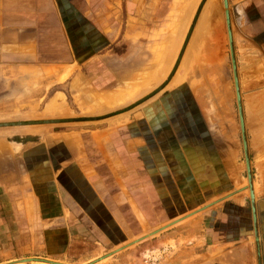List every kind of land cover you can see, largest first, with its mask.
I'll use <instances>...</instances> for the list:
<instances>
[{
  "label": "rangeland",
  "instance_id": "rangeland-1",
  "mask_svg": "<svg viewBox=\"0 0 264 264\" xmlns=\"http://www.w3.org/2000/svg\"><path fill=\"white\" fill-rule=\"evenodd\" d=\"M109 1L112 6L103 7L107 0H93L94 11L87 17L70 11L68 0L62 4L67 42L62 62L23 74H0V125H7L0 127V136L8 154L0 159L10 164L15 176L8 177L10 184H0L8 186L13 198V206L6 205L12 213L5 221L12 236L0 241V264L171 262L179 249L174 244L166 247L164 236L173 225L168 220L153 225L138 206L132 211L128 203L132 189L150 203L145 187L155 182L183 219L217 200L250 198L256 183L264 180V37L251 39L253 44H235L230 8L221 0L218 18L222 14L227 33L221 58L199 59L209 56L212 48L204 44L208 30L197 28L204 4L179 41L180 0L168 4L158 0L154 6L145 0V30L134 28L135 14L126 0ZM172 49L176 55L172 68L158 86L163 79L153 82V78ZM241 50L250 53L249 59L258 58L256 70L250 61L239 59L244 56L239 55ZM70 67H74L71 73H65ZM16 136L41 140L16 154V144L7 141ZM124 147L142 159V177L148 181L144 186L138 181L131 189L124 171L114 174L124 184L122 190L116 187L113 171L137 166L135 160L125 162L120 152ZM65 158L88 177L100 171V184L112 181L106 185L116 187L110 189L112 195L131 194L121 206L127 241L103 232L80 204L56 199L59 190L55 195L45 189L56 197L50 198L51 204L38 196V187L44 185L39 168L52 161L64 163ZM56 200L62 204L54 205ZM145 209L149 218L155 216L152 208ZM27 259L34 261L24 263Z\"/></svg>",
  "mask_w": 264,
  "mask_h": 264
},
{
  "label": "crops",
  "instance_id": "crops-1",
  "mask_svg": "<svg viewBox=\"0 0 264 264\" xmlns=\"http://www.w3.org/2000/svg\"><path fill=\"white\" fill-rule=\"evenodd\" d=\"M68 1L70 11L75 13L82 12L87 17L94 11L93 0ZM157 1L150 0V5H157ZM210 1L180 0L183 21L176 25V28L187 26L188 29L200 5L204 4L197 26L201 18L204 19L207 10L209 15L207 14L200 29L203 27V30H208V37L205 38L204 44L211 45L212 48L210 52L208 51L209 56L199 57V59L219 61L222 44L225 43L224 35L227 33L222 24V14L218 18L220 16L218 14L222 13L219 12L222 6L221 0H213L211 6H208ZM65 2L67 0H0V74H13L15 71L23 74L25 70L28 72L31 69L42 70L47 66H56L63 61V48L67 52V42L63 35L65 24L62 18V13L66 11L62 6ZM165 3L168 4V0H165ZM227 3L230 8L229 28L235 44L239 46L253 44L254 41L251 39L264 37V0H227ZM126 5L133 7L130 10L135 14L131 18L134 28L145 30L147 27L142 15L145 13L143 7L146 1L126 0ZM107 6H112L109 0L107 4L103 2V7ZM147 26L151 28L152 25ZM262 42L259 43L263 44ZM245 51L241 50L239 55L244 56H239V59L250 61L253 66L251 69L256 70L258 58L249 59L250 53ZM73 68L70 67L65 73H71L70 69ZM6 152L5 139L0 136V158L5 154L7 156ZM120 152L125 155V162L130 164L129 160H135L137 166L135 169L132 166L131 170L127 167V170L123 168L124 170L118 173L113 171V175L115 173L118 174L117 176L122 175L124 171L128 173L126 176L130 177L131 189L135 188L131 184H140L138 181L143 183L140 185L147 184L145 183L148 182L146 177H142L143 172L139 161L142 159L134 156V152L126 150V147ZM63 160L64 163L59 162L60 160L52 161L50 164L46 163L43 168H39L38 178L39 181H43L41 184L44 185L38 187L40 188L38 196L51 204L50 198L56 197L47 193L45 189L53 190L50 192L54 194L56 190H59L56 199L80 204L87 213L86 215L98 222L103 232L116 233L127 241L129 238L126 229L128 225L124 216L125 210L123 211L121 206L131 194L127 191H119L118 194L112 195L113 192L110 190L116 187L122 190L124 184L114 175L118 181L114 182L116 187L106 185L113 184L112 181L103 182L101 185L99 176L102 173L100 171H94L96 174L88 177L76 163L67 161V158ZM8 177L14 178V171L10 169L7 161L3 162L0 159V184H10L11 179ZM151 180L153 181L152 177ZM260 183L255 185L254 199L240 195L231 196L217 200L216 203L210 205L211 207H204L198 214L194 213L183 219L180 218L184 215L173 210L164 200L155 182H152L153 187H150V184L145 187L150 203H147L143 196H139L133 189V199L130 200V198L128 203L132 211L138 206L142 217L153 225H158L162 220H168V223L173 225L171 233L164 236V242L166 247L170 248L174 244L179 250L171 262L166 260L167 262L156 264H264V180ZM236 185L239 186L238 182ZM97 189H101V193ZM12 199L8 186L0 185L1 242L12 236L8 230V223L5 222L8 220V213H12L6 208L7 204L13 206ZM62 201L57 202L56 200L54 205L60 206ZM154 202L156 203L155 208H153ZM146 206L154 210L155 216H151L153 218L148 217ZM185 241L188 242V246L181 244Z\"/></svg>",
  "mask_w": 264,
  "mask_h": 264
},
{
  "label": "bare ground",
  "instance_id": "bare-ground-1",
  "mask_svg": "<svg viewBox=\"0 0 264 264\" xmlns=\"http://www.w3.org/2000/svg\"><path fill=\"white\" fill-rule=\"evenodd\" d=\"M213 2V0H211V3ZM211 3H209V4H207L208 6L211 4ZM211 6V5H210ZM193 8H194V6H193ZM211 8V7H210ZM192 12V11H191ZM214 12V11H213ZM207 14L209 15V13H207V10H206V13H205V17H204V19L203 18H201V21H200V23H199V25H198V27L197 28H199V30H200V27L202 26V24H203V22H204V20H205V18H206V16H207ZM189 15V14H188ZM187 15V16H188ZM186 16V15H185ZM184 17V16H183ZM191 18V17H190ZM189 18V19H190ZM181 21H183V19L181 20ZM209 23V22H208ZM187 24V23H186ZM182 25V24H181ZM185 25V24H184ZM188 25V24H187ZM186 29H187V26H186V28H184L183 26H179V28H178V30L179 31H177L179 34H181V35H177L178 36V38H179V41L181 40V38H182V36H184V34L186 33L185 31H186ZM203 31H205V30H203ZM197 33V32H196ZM180 36H181V38H180ZM197 37V36H196ZM195 38V37H194ZM183 39H185V38H183ZM182 39V40H183ZM174 41V40H173ZM198 41V40H197ZM175 42H176V40H175ZM179 43V42H178ZM178 43H175L174 44V46L173 47H177V45H178ZM194 44H196V43H194ZM173 45V44H172ZM176 45V46H175ZM197 45V44H196ZM170 48V47H169ZM171 49V48H170ZM174 49H176V48H174ZM174 49H172V51H170L169 53H168V57L167 56H165L164 57V60H163V64H162V66H161V68H160V71L156 74V76H154V78H153V82H160V80L159 79H163V77L165 76V75H167L168 74V72H169V70L172 68L171 67V65L173 64V59H174V57L176 56L175 55V52L173 51ZM194 52V51H193ZM167 55V54H166ZM175 55V56H174ZM190 55H192V54H190ZM190 57H188V59L186 60V62L184 63L185 65H186V63L189 65V61H190ZM187 65V66H188ZM66 76V75H65ZM181 78V77H180ZM63 79V78H62ZM66 79V78H65ZM182 79V78H181ZM164 80V79H163ZM175 80V79H174ZM180 80V79H179ZM175 83H178V80L177 81H175ZM139 90V89H138ZM144 90V89H143ZM135 91V90H134ZM142 91V90H141ZM140 92V91H139ZM139 92H138V94H139ZM141 93V92H140ZM140 95V94H139ZM130 96H132L131 98H133L134 99V97H136L135 95H130ZM129 97V96H128ZM113 99V98H112ZM126 99V98H125ZM128 117V116H127ZM124 120V119H123ZM127 121V120H126ZM120 249V248H119ZM51 262V261H50ZM25 263V262H24ZM52 263V262H51ZM55 264H58V263H55Z\"/></svg>",
  "mask_w": 264,
  "mask_h": 264
},
{
  "label": "water",
  "instance_id": "water-1",
  "mask_svg": "<svg viewBox=\"0 0 264 264\" xmlns=\"http://www.w3.org/2000/svg\"><path fill=\"white\" fill-rule=\"evenodd\" d=\"M224 4H225V8L228 9V3L227 0H224ZM226 16H227V20L229 21V12L228 10L226 11ZM231 36V33H230ZM238 97L240 99V96L238 94ZM24 124H15V126H23ZM3 126H7V125H0V127ZM41 139L39 137H35V136H16V137H12V138H8L7 137V141L10 143L11 146L14 145V143L16 144V147L13 146V150L14 152L17 154L18 152H20L21 150H19V148L26 146L29 143H38ZM251 197L252 199H254V192L251 191ZM34 261V259H27L24 262H31ZM43 262L49 263V264H55V263H51L47 260H42Z\"/></svg>",
  "mask_w": 264,
  "mask_h": 264
}]
</instances>
